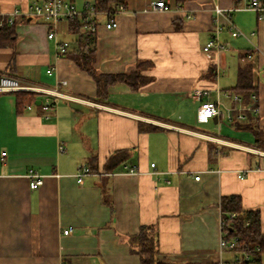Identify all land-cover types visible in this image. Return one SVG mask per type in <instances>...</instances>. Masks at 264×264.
Wrapping results in <instances>:
<instances>
[{
  "label": "crops",
  "instance_id": "0c3cea01",
  "mask_svg": "<svg viewBox=\"0 0 264 264\" xmlns=\"http://www.w3.org/2000/svg\"><path fill=\"white\" fill-rule=\"evenodd\" d=\"M34 1L0 0V13L23 12L15 47L0 46V73L60 94L49 109L17 113L13 91L0 90V264H141L128 238L144 225L158 233L161 264H217L233 257L221 246L222 195H240L244 209L259 210L264 233V151L250 132L228 123L220 129L216 118L199 122L190 96L200 87L215 99L251 62L264 128V18L246 7L249 0H168L169 10L122 0L96 14V68L117 73L142 64L150 78L138 90L112 84L104 100L93 76L58 54V41L79 46L70 20L50 39L44 19L26 16ZM118 5V26L107 29ZM229 15L243 35H232ZM218 22L227 48L207 57L203 46ZM60 140L68 143L62 153ZM114 154L124 160L109 168ZM81 165L92 172L78 182ZM30 168L43 175L36 189ZM68 226L74 230L65 234Z\"/></svg>",
  "mask_w": 264,
  "mask_h": 264
},
{
  "label": "trees",
  "instance_id": "16d2710c",
  "mask_svg": "<svg viewBox=\"0 0 264 264\" xmlns=\"http://www.w3.org/2000/svg\"><path fill=\"white\" fill-rule=\"evenodd\" d=\"M188 0H176L178 5H182ZM122 0H94V5L99 10H109ZM177 27H180L179 25ZM82 22L79 18L70 20V30L79 34V46L77 49L68 50L63 56L72 58L77 65L87 71L97 82V99L104 100L109 95V86L117 82H124L131 86L133 90H138L150 78L143 74L142 64L133 71L107 73L98 70L96 63V36L95 33L84 31L81 33ZM17 41V33L15 25L5 24L0 26V46L15 47ZM247 53L242 54V58L246 57ZM213 66L210 68L212 69ZM3 73H0V78ZM239 92H243L245 102L257 108V111H245V118L238 119L235 117L228 124L236 131H247L252 134L253 144L259 150L264 151V128L259 125V104L258 92L254 75L253 63L248 62L240 64L237 71V81L232 88ZM16 99L17 113H23L27 105H42L38 104L39 98L37 92L30 90H15L13 91ZM256 96V99L253 98ZM150 129H155V126L149 125ZM148 128V129H149ZM140 129L146 128L140 123ZM125 150H120L116 154L124 153ZM114 154L108 161L107 167H114L124 159H119ZM221 215L225 218L226 223L223 225V232L227 238L238 236L239 248L251 253L252 259L244 261L241 264L252 263L262 264L264 260V233L261 230V215L256 209L246 210L242 204L240 195H222L219 202ZM234 213V216L231 214ZM129 244L131 251L140 256L141 264H161L157 259L158 252V233L154 226H141L137 234L130 236Z\"/></svg>",
  "mask_w": 264,
  "mask_h": 264
},
{
  "label": "built area",
  "instance_id": "2783aa9c",
  "mask_svg": "<svg viewBox=\"0 0 264 264\" xmlns=\"http://www.w3.org/2000/svg\"><path fill=\"white\" fill-rule=\"evenodd\" d=\"M151 5L154 9L157 10L170 9L168 0H154L151 2ZM246 7L254 10L257 13V17L259 20H262L264 18V0H249ZM123 9V5H118L116 10L113 11V15L104 24L107 29H114L118 26V20L115 15L117 12L123 11ZM217 10L219 12L222 11L220 8H217ZM101 11L102 10L97 9L92 2H86L83 8H79L72 0H35L26 13V16L31 15L36 18L44 19L49 28L48 37L51 39L56 37L57 25L61 20H72L75 18H79L81 20L83 31H90L95 33L98 28V23L95 20V16ZM22 14L23 12H21V10L19 9H14L12 12L6 14L0 13V26H4L5 24L15 25L18 17ZM228 25L233 36H240L244 34L235 26L230 15ZM221 29V24L218 22L215 26V33L203 46V51L205 52L207 57H211L213 53L225 50L227 48L219 37ZM254 34L255 32H251V35ZM69 46V41H58L56 47L59 56H63V54L68 50ZM52 71L53 70L51 69L49 73H51ZM63 83H66V81H63ZM0 90H30L37 93H44L46 94V98L42 102V106L44 109L53 107L57 103V97L60 94L57 89L50 90L38 86L23 85L19 79L6 74L1 75ZM209 93L210 90L200 87L193 88L190 91V96L199 102V105L197 107V119L199 122L216 118L219 128L221 129L223 123H229L235 117H237L238 119H244L245 111H257L256 107L244 101L241 92L237 90L228 89L221 91L220 89H218L215 99L205 98ZM51 96H54V98H51ZM223 97L230 100V102L224 100ZM253 98L256 99V96L253 95ZM32 106L33 104L27 105L26 108H31ZM67 146L68 143L66 141L60 140L57 146L58 152H65ZM151 166L155 167V163H152ZM129 170L136 171L135 167H131ZM91 172L92 170L89 166L81 165L77 173L78 182H83L85 179V175ZM28 176L30 179L29 184L32 189L38 188L43 183V175L33 168L29 169ZM234 215V213L231 214V216ZM220 223L221 229H223V225L226 223V220L222 217V215L220 218ZM73 230V226H68L63 230V232L65 234H68ZM221 246L223 248V251L225 250L232 252L233 257L228 260L221 258L217 264H241L244 261H249L252 259V255L250 252L239 248L238 236L227 238L223 230Z\"/></svg>",
  "mask_w": 264,
  "mask_h": 264
},
{
  "label": "water",
  "instance_id": "95a60500",
  "mask_svg": "<svg viewBox=\"0 0 264 264\" xmlns=\"http://www.w3.org/2000/svg\"><path fill=\"white\" fill-rule=\"evenodd\" d=\"M28 18H32L33 19L35 17L30 15V16H28ZM41 102H42L41 100H38V104H40Z\"/></svg>",
  "mask_w": 264,
  "mask_h": 264
},
{
  "label": "rangeland",
  "instance_id": "374dc122",
  "mask_svg": "<svg viewBox=\"0 0 264 264\" xmlns=\"http://www.w3.org/2000/svg\"><path fill=\"white\" fill-rule=\"evenodd\" d=\"M263 264H264V260H263V262H262Z\"/></svg>",
  "mask_w": 264,
  "mask_h": 264
}]
</instances>
